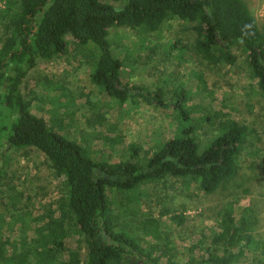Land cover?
I'll return each mask as SVG.
<instances>
[{
	"label": "trees",
	"instance_id": "obj_1",
	"mask_svg": "<svg viewBox=\"0 0 264 264\" xmlns=\"http://www.w3.org/2000/svg\"><path fill=\"white\" fill-rule=\"evenodd\" d=\"M170 18L179 20L182 32L193 35L186 44L176 39L175 48H188L200 60L228 64L236 62L235 50H239L259 93L264 94V26L258 25L244 0H124L121 5L107 0H6L0 8V143L3 137L9 148L42 152L61 178L67 208L66 215L50 207L37 214L12 213L6 230L2 228L6 218L0 214V264H33L21 263L10 249L5 233L14 227L29 240L40 239L38 246L30 244L32 257L39 251L48 255L35 259L36 264H72L74 249L67 240L69 233L62 235L65 230L85 243L84 264H239L252 249H260L259 264H264V243L255 236L257 217L245 204L230 201L218 211L206 250H191L184 257L174 254V258L145 245L129 219L115 221L110 214L109 191L123 197L130 189L140 191L168 177L187 188L197 184L205 193L225 189L234 162L255 132L252 127L218 119L217 112L201 114L203 125L214 126L211 132L204 130L205 141L192 131L174 133L145 149L133 143L113 161L104 151L69 137L32 112L31 100L21 93L20 81L37 61L64 55L71 46L76 55L84 54L93 63L90 81L104 97L135 106L144 102L171 108L178 124L184 123L190 118L186 86L172 83L168 88L165 78L154 89L129 83L123 77L121 56L108 38L112 28L128 27L144 40ZM66 35H71L72 43ZM89 42L98 54L93 47H84ZM2 184L0 172V201ZM171 220L180 224L182 214L174 213Z\"/></svg>",
	"mask_w": 264,
	"mask_h": 264
},
{
	"label": "rangeland",
	"instance_id": "obj_2",
	"mask_svg": "<svg viewBox=\"0 0 264 264\" xmlns=\"http://www.w3.org/2000/svg\"><path fill=\"white\" fill-rule=\"evenodd\" d=\"M107 1L121 5L124 0ZM244 1L258 25L264 26V0ZM180 26L179 20L170 18L144 40L128 27H115L108 38L121 56L123 77L129 83L154 89L165 78L168 88L172 83L186 86L190 118L182 124H178L171 108H156L144 102L135 106L104 97L90 81L93 63L84 54L76 55L71 46L64 55L37 61L20 81L21 93L31 100L32 112L69 137L104 151L113 161L120 159L133 143L145 149L159 142L161 136L174 133L192 131L205 141L204 130L211 132L214 126L203 125L201 114L217 112L218 119H234L252 127L255 132L234 162V174L225 189L205 193L197 184L187 188L168 177L165 182L144 186L140 191L130 189L123 197L117 191H109L113 201L110 214L115 221L129 219L133 227L137 226L145 245H154L169 257L174 258V254L184 257L191 250L202 252L210 246L218 211L235 201L248 205L255 213V236L264 243V94L259 93L256 79L239 50H235L236 62L228 64L200 60L188 48H175L176 39L186 44L193 36L191 31L182 32ZM66 40L70 44L73 39L66 35ZM84 47H93L98 54L92 42ZM0 172L3 174L0 214L6 218L3 229L9 228L10 214L19 211L37 214L50 207L67 214L60 191L61 178L55 175L42 152L31 147L9 148L2 137ZM174 213L182 214L180 224L171 220ZM124 223L127 227L128 222ZM65 232L69 233L66 238L74 249L70 255L72 264H84L85 243L67 230L62 235ZM5 236L21 263L36 264L35 259L48 255L39 251L33 258L30 244L38 246L40 239L35 236L27 239L17 227ZM259 250L247 251L238 263L259 264L262 260Z\"/></svg>",
	"mask_w": 264,
	"mask_h": 264
},
{
	"label": "built area",
	"instance_id": "obj_3",
	"mask_svg": "<svg viewBox=\"0 0 264 264\" xmlns=\"http://www.w3.org/2000/svg\"><path fill=\"white\" fill-rule=\"evenodd\" d=\"M6 0H0V8H3L5 6Z\"/></svg>",
	"mask_w": 264,
	"mask_h": 264
}]
</instances>
